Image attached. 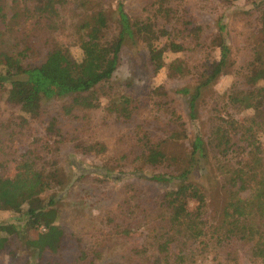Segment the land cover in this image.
I'll use <instances>...</instances> for the list:
<instances>
[{"label": "rangeland", "instance_id": "374dc122", "mask_svg": "<svg viewBox=\"0 0 264 264\" xmlns=\"http://www.w3.org/2000/svg\"><path fill=\"white\" fill-rule=\"evenodd\" d=\"M118 3L129 18L148 19L153 30L169 32V37L158 36L155 45L162 47L170 39L184 49L164 47V65L152 75L138 38L124 36L118 64L104 89L115 96L125 93L135 102L127 116L108 111L107 98L101 96L93 109L68 112L64 110L68 97L42 99L38 117L30 118L8 103L0 89V176L19 184L22 200L38 195L46 202L51 197L57 212L54 223L63 231L54 250L36 254L24 248L25 241L36 238L43 228L26 227L23 212L0 209V223L10 224L14 232H0V264H262L252 256L250 241L226 229L222 213L226 188L208 147L203 155H195L188 175L205 194L198 238L169 228L161 194L176 180L156 182L148 176L176 174L188 159L194 136L206 138L219 118L235 125L258 115L234 107L227 95L249 88L245 80L255 52L264 59V4L259 0H0V53L25 49L23 63L38 64L54 42L78 59L76 26L102 13L106 25L100 39L114 38ZM220 23L230 62L200 89L190 118L187 97L179 90L200 84L207 64L218 58L212 39ZM193 25L200 27L197 37L188 36ZM49 58L60 63L63 53ZM169 63L178 69H170ZM254 137L264 146L261 128L254 130ZM141 140L157 144L172 160L144 162ZM237 145L232 159L241 154L250 170L260 172L254 154L243 153L239 141ZM43 173L56 174L44 191ZM240 195L250 194L244 190ZM243 221L264 236V222L257 213Z\"/></svg>", "mask_w": 264, "mask_h": 264}, {"label": "trees", "instance_id": "16d2710c", "mask_svg": "<svg viewBox=\"0 0 264 264\" xmlns=\"http://www.w3.org/2000/svg\"><path fill=\"white\" fill-rule=\"evenodd\" d=\"M259 1L264 4V0ZM116 12L119 28L117 35L110 40L100 39L101 30L106 25L102 13H96L76 26L78 59L72 58L66 46L54 42L46 57L38 64L23 63L25 49L15 53H0V89L4 92L6 101L17 106L22 114L33 118L39 115L42 99L68 97L67 106L64 108L65 112H68L73 109H93L99 105V97L106 96L108 111L127 116L131 109L136 107L135 102L132 103L131 98L125 93L115 96L104 89V86H108V81L118 64L124 36L131 38L134 35L138 38L145 51V66L152 75L164 65L162 60L164 47L171 51L184 48L180 43L170 39L164 46L158 47L154 44L155 40L158 36L169 37V32L164 29L153 30L148 19L142 21L129 18L120 3L116 6ZM0 23L2 24L1 18ZM189 25V23L185 24L186 27ZM223 29L221 23L216 26L212 43L218 50V58L207 64L200 76L202 82L192 90L186 87L179 90L187 97V115L190 118L195 115V101L200 95V89L217 74L224 72V67L230 62L229 49L222 36ZM187 32L188 36L197 37L200 27L193 25ZM55 52L63 53V60L60 63H53L49 58ZM260 55L259 52H255L248 64L249 74L245 82L249 88L232 90L227 95L228 103L234 107L252 109L258 115L250 117L246 123L239 122L235 125H228L224 119L219 118L209 128L206 138L194 136L190 143L188 159L176 174H153L148 176V179L156 182L176 180L173 187L161 194L160 203L167 211L169 228L173 232L198 238L202 234L201 209L205 202V194L199 184L188 175L196 161L195 155H203L208 147L215 157L218 175L223 178L226 188L222 210L227 218L226 229L228 233L250 241L252 256L264 264V236L254 225L243 221L247 215L255 212L264 222V146L258 144L254 137V130L261 128L264 131V59ZM173 65L169 63L168 67L177 70L178 65ZM238 141L243 153L254 154L260 172L250 170L251 167L244 164V157H241V154L232 159L230 154L238 146ZM144 147L142 158L148 164L166 163L172 160L157 144L144 143ZM82 149L88 151L84 145ZM55 177V173L40 174L42 191L50 188L51 181ZM244 190L249 191L248 198L240 195ZM18 191L19 184L15 180L9 176H0V209L23 212L26 215V227L36 230L39 227L43 228L38 230L36 238L25 241V249L33 250L36 254L44 250H54L63 231L54 223L57 212L53 200L49 197L43 202L38 195L22 200L18 196ZM191 204L194 205L192 208ZM0 232L14 233L10 224L3 223H0ZM25 264L39 263L35 261Z\"/></svg>", "mask_w": 264, "mask_h": 264}]
</instances>
